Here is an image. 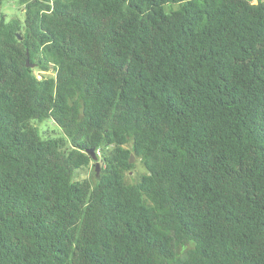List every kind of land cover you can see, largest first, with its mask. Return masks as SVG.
<instances>
[{
    "label": "trees",
    "instance_id": "16d2710c",
    "mask_svg": "<svg viewBox=\"0 0 264 264\" xmlns=\"http://www.w3.org/2000/svg\"><path fill=\"white\" fill-rule=\"evenodd\" d=\"M20 2L0 19V264H264V0Z\"/></svg>",
    "mask_w": 264,
    "mask_h": 264
},
{
    "label": "rangeland",
    "instance_id": "374dc122",
    "mask_svg": "<svg viewBox=\"0 0 264 264\" xmlns=\"http://www.w3.org/2000/svg\"><path fill=\"white\" fill-rule=\"evenodd\" d=\"M2 16L5 17L6 21H9L11 18H19L20 20L24 21L25 6L20 2V0H0V19ZM45 75L52 76L54 73L49 71L46 72ZM34 124L38 126L42 132H45L51 136L62 137L64 135L59 125L52 118H47L42 122L37 121L34 122ZM98 154L97 160L100 161V173L105 166L104 161H102L104 150H101ZM97 160L92 158L90 165L80 170L79 175L81 179L88 178L92 182L95 181ZM132 163H134V168L130 171H127L125 174L126 181L129 183L138 180V178L146 172L144 164L137 156L134 155Z\"/></svg>",
    "mask_w": 264,
    "mask_h": 264
},
{
    "label": "water",
    "instance_id": "95a60500",
    "mask_svg": "<svg viewBox=\"0 0 264 264\" xmlns=\"http://www.w3.org/2000/svg\"><path fill=\"white\" fill-rule=\"evenodd\" d=\"M28 65L34 66V64H32V63H28ZM87 153H89L93 159L97 160L98 155L95 152V148L88 149ZM133 159H134V154H131V160L130 161L132 162ZM99 168H100V161L97 160L96 161V174H97V176H99V174H100L99 173Z\"/></svg>",
    "mask_w": 264,
    "mask_h": 264
}]
</instances>
